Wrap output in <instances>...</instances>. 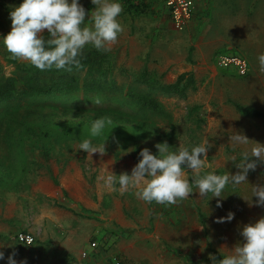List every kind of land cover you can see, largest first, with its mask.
Here are the masks:
<instances>
[{
  "label": "rangeland",
  "instance_id": "rangeland-1",
  "mask_svg": "<svg viewBox=\"0 0 264 264\" xmlns=\"http://www.w3.org/2000/svg\"><path fill=\"white\" fill-rule=\"evenodd\" d=\"M20 3L22 0H0V71L6 75H11L15 66L6 59L7 49L3 44V36L11 29V10ZM80 3L86 12L95 11L96 6L91 0H80ZM210 5L219 9L215 12L217 16L213 14L214 9L210 11L205 9L202 12L206 17L196 27L198 33L196 38L202 36L205 41L212 42L218 58L208 60L207 65L202 59L200 65L203 68L197 76L196 88L189 89L186 95H179L150 89L146 84H140L139 87L142 91L157 97L173 115L172 123L168 118L158 120V124L163 126L162 132L173 133L172 141H167L171 150L210 144L212 147L207 152L206 171L219 175L236 174L240 171L236 166L239 149L233 151L229 144L230 135L234 132L246 135L250 140L246 147L254 146L256 143L264 144V119L242 114L236 107L238 103L264 112V72L260 71L257 60L260 54H264V0H211ZM92 23L91 18L86 16L85 25L91 28ZM123 37L121 33L117 42L111 46L110 52L115 64L113 77L125 85L131 78L137 76V71L143 66L138 65L136 55L132 58L127 52ZM180 37L182 36L178 35L181 40ZM132 46L135 51H140L139 43ZM230 52H237L247 58L248 73L241 75L220 65L219 56ZM176 77L177 69L173 75L170 70L165 76L167 81H172ZM196 105L199 108L192 114V108ZM3 107L5 106H0ZM198 117L203 119L202 123H198ZM157 143H162L158 137L149 136L143 142V149L148 148L155 154L158 152ZM79 144L74 143V149L64 155L52 156L45 162L44 168L34 174H28L25 180L14 185V189L4 184L0 185V241L2 240L0 244L3 245L0 251L8 257L14 254L13 241L19 243L16 234H12L10 229L18 228L17 225L24 226L27 213L49 214L45 216L43 225L36 222L38 228L42 227L44 232L42 235L28 231L36 237L33 244L39 243L38 238L43 243L55 241L53 237L46 238L44 231L56 226L53 212L58 211L61 216L67 212L81 214L79 208L70 205L66 196L48 197L44 193L46 190L59 187L67 173L74 176L78 170L81 171L84 178L79 181L75 179L77 183L74 182L79 187L77 194L84 193L85 196H90L91 192L97 194V189L105 187L102 177L125 172L131 174L141 159L134 154L133 146H130V151L116 157L110 149L114 147L105 145L104 154L97 152L91 156L84 150H79ZM4 149L1 145L0 153H3ZM234 156L237 161H231ZM191 175V172L185 171L186 177ZM247 179L249 183L227 186L223 193L225 196L222 198L223 206L219 208L216 205L217 200L221 198L211 199V195L202 198L198 192L190 194L189 199L175 205H159L138 199L135 191L130 189L127 191L129 195L126 196L130 203L123 204L124 217L128 225L120 230L123 234L120 238L122 249L113 252L111 260L115 263L120 260L121 264H196L187 261L184 256L208 258L209 254L220 260L216 252L227 254L228 249L243 241L240 235L243 226L264 217V207L255 204L250 206L244 199L251 198L253 186H264V165L250 171ZM115 188L119 190V185H115ZM117 197L120 198L121 195L117 194ZM122 199L125 201V198ZM252 199L255 201L257 198ZM230 211L235 214L234 219L230 222H217L218 217H225ZM82 216L86 220L84 227L92 231L93 224L88 218L91 221L97 219L96 214ZM57 227L62 229L61 226ZM49 230L48 232H51ZM95 241L96 239H90V245L93 246ZM84 250L82 253L85 252V256H88V250ZM15 258L19 260V264H25L23 256L17 255ZM6 262L5 256L0 264ZM205 264L212 262L209 259Z\"/></svg>",
  "mask_w": 264,
  "mask_h": 264
},
{
  "label": "trees",
  "instance_id": "trees-1",
  "mask_svg": "<svg viewBox=\"0 0 264 264\" xmlns=\"http://www.w3.org/2000/svg\"><path fill=\"white\" fill-rule=\"evenodd\" d=\"M146 5L137 6L144 11ZM11 31H6L5 36ZM47 38V31L44 33ZM237 53V52H235ZM8 63L15 66L11 75L0 71V185L10 189L28 174L44 168L45 162L57 154L72 151L74 143L92 139L105 145L116 157L133 152L139 158L146 138L158 137L161 142L172 141L173 133L162 132L158 120L173 115L154 95L140 89V84L169 94L186 95L196 88L193 74H181L173 84H160L148 71L125 85L114 77L115 64L111 52L103 53L87 45L79 57L80 65L71 68L41 71L29 62L5 53ZM1 68V65H0ZM128 74V73H127ZM99 97L100 104L93 101ZM245 115L261 117L264 112L236 103ZM199 106H193L194 114ZM108 116L112 120L103 137L91 138L92 121ZM198 123L203 119L198 117ZM106 140V141H105ZM155 154H158L156 152ZM219 258L222 254L216 252ZM186 260L203 264L208 258L184 256Z\"/></svg>",
  "mask_w": 264,
  "mask_h": 264
},
{
  "label": "clouds",
  "instance_id": "clouds-1",
  "mask_svg": "<svg viewBox=\"0 0 264 264\" xmlns=\"http://www.w3.org/2000/svg\"><path fill=\"white\" fill-rule=\"evenodd\" d=\"M91 2L96 6L95 11L88 13L80 0H22L10 12L11 31L3 36L5 48L13 57L29 62L41 71L79 66V57L87 45L103 53L110 52L124 30L118 20L123 11L122 4L118 0ZM86 16L93 22L91 28L85 25ZM257 60L260 71L264 72V54H260ZM93 102L100 104L101 99L97 97ZM111 124L108 116L95 119L91 123L90 137H103ZM249 141L246 135L238 132L230 135L229 144L233 151L239 149L236 166L240 171L236 174L219 175L206 171L210 144L171 150L169 144L163 142L156 144L158 154L148 148L141 150V159L131 174H109L101 179L110 190L118 184L121 194L136 189V197L147 203L175 205L198 192L202 198L209 195L211 199L221 198L217 200L219 208L223 206V193L229 184L249 183V172L264 165V144L246 147ZM79 150L91 156L97 152L104 154L105 142L97 146L92 139H84ZM231 161H237L236 157ZM185 171L191 172V177H186ZM253 197L257 199L253 201ZM244 199L250 206L264 207V186H253L251 198ZM234 215L230 211L227 216L218 217L217 222H230ZM240 235L243 241L228 249L227 254L222 253V259L217 260L215 255L209 254L212 264H264V217L244 225ZM4 259L5 253L0 251V261ZM8 264H17L14 254L8 257Z\"/></svg>",
  "mask_w": 264,
  "mask_h": 264
},
{
  "label": "crops",
  "instance_id": "crops-1",
  "mask_svg": "<svg viewBox=\"0 0 264 264\" xmlns=\"http://www.w3.org/2000/svg\"><path fill=\"white\" fill-rule=\"evenodd\" d=\"M210 1L200 2V0H195V11L191 21L184 30H179L174 26L170 10L164 0H118L123 7L118 20L124 29L122 35L124 36L123 41L127 45L126 50L132 55V58H135L136 55L139 60L138 65L143 66L142 69L137 71V74L148 71L149 75L155 77L160 84H173L181 74L186 73L188 76L193 74L198 83L197 76L200 69L203 68L200 65L202 59L205 60L207 65L208 60L218 58L215 55L212 42L205 41L202 36L196 38L198 36L196 27L206 17L202 12L205 9L207 11L214 9L213 14L215 16V12L219 10L216 6H211ZM141 5H146L144 11L137 8ZM177 34L182 36L180 37L181 40ZM190 39H193L191 43L189 42ZM135 43L141 45L140 51H135L132 46ZM159 53L165 54L164 57ZM161 60L163 63H160ZM176 69L177 77L172 81H167L165 78L167 72L171 70L173 75ZM82 177V172L79 170L74 176L67 173L59 187L44 191L48 197L65 198L66 196V199L71 203L70 205L76 209L79 208L78 211L81 214L67 212L64 216H61L58 211L53 212L56 226L55 228L50 227V230L48 229L51 232L46 229L44 231L46 238L53 237L55 241L51 240L49 243H43L38 238L37 242L39 243L31 246L13 241V244L9 243V245L12 244V247H15L14 257H17V255L23 256L25 264H116L111 260V254L122 249L120 238L123 234L120 230L128 225L124 217L123 204L130 203L126 198L129 193L121 194L114 186L111 190L101 187V189H97V194L91 192L90 196H85L84 193L78 195L77 189L79 187L76 185L75 179L79 181ZM132 190L136 191V189ZM117 194L121 197L118 198ZM122 198H125V201ZM93 213L96 214L97 219L91 221L88 218L93 224L91 231L84 227L86 220L82 215ZM47 215L49 214L27 213L24 226L11 227L10 232L15 233L16 238L18 230L32 231L42 235L44 233L42 227L38 228L36 222L43 225ZM57 226H61L62 229ZM90 239H96L95 246L90 245ZM0 243H2V240ZM84 249L88 250V256H85V252L82 253L85 251ZM5 256L6 264H8V256ZM15 259L19 264V260Z\"/></svg>",
  "mask_w": 264,
  "mask_h": 264
},
{
  "label": "built area",
  "instance_id": "built-area-1",
  "mask_svg": "<svg viewBox=\"0 0 264 264\" xmlns=\"http://www.w3.org/2000/svg\"><path fill=\"white\" fill-rule=\"evenodd\" d=\"M170 10V15L174 26L179 30H184L192 19L195 11L194 0H164ZM220 65L227 69L235 70L241 75H245L249 70V62L247 58L239 53L230 52L224 53L219 56ZM17 239L19 242L30 245L36 241V237L25 231L17 233ZM93 246L96 242H93ZM86 254V253H84ZM116 264H121L120 260L116 261Z\"/></svg>",
  "mask_w": 264,
  "mask_h": 264
}]
</instances>
